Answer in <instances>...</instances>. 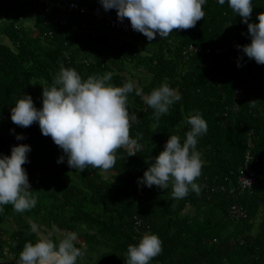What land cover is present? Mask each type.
<instances>
[{
    "label": "trees",
    "instance_id": "16d2710c",
    "mask_svg": "<svg viewBox=\"0 0 264 264\" xmlns=\"http://www.w3.org/2000/svg\"><path fill=\"white\" fill-rule=\"evenodd\" d=\"M62 1H76L89 11L67 13L46 0H0V155H10L14 145L30 146L23 167L37 200L24 213L3 206L0 223H22L9 240L0 227V251L7 245L19 258L26 242L41 238L32 230L36 224L51 230L56 243L74 233L85 252L77 264H125L128 245L148 232L163 242L150 264H264V64L249 59L241 47L216 53L234 40L249 44L247 24L227 0L224 5L206 0L205 17L194 28L149 41L97 18L93 10L103 7L100 0ZM260 12L264 0H253L249 22L258 23ZM190 44L202 51L187 58ZM61 64L84 79L110 72L117 86L132 80L144 96L167 83L181 99L157 120L134 89L128 106L139 122L132 123L131 136L139 134L141 151L127 156L121 148L113 169L80 172L69 167L66 156L57 163L64 153L38 122L24 128L11 121L10 109L22 95H31L42 108V86L52 85ZM251 100H257L256 107ZM197 112L207 122L196 145L204 161L200 194L189 191L173 199L171 184L167 190L138 184L170 135L183 142L190 130L186 118ZM17 134L24 139L17 140ZM247 156L259 174L240 194Z\"/></svg>",
    "mask_w": 264,
    "mask_h": 264
},
{
    "label": "clouds",
    "instance_id": "9594fccd",
    "mask_svg": "<svg viewBox=\"0 0 264 264\" xmlns=\"http://www.w3.org/2000/svg\"><path fill=\"white\" fill-rule=\"evenodd\" d=\"M100 3L106 11L115 9L120 21L127 18L133 30L153 41L157 34L167 38L174 30L194 28L205 17L206 0H100ZM218 3L224 5L225 0ZM227 4L247 24L251 37L249 44L238 47L249 59L264 64V12L257 14L258 23L249 22L253 0H227ZM237 66H241L239 60ZM111 80L110 72L84 79L75 68L61 64L52 85L42 86V108L35 106L31 95H22L10 109L11 121L24 128L38 122L41 133L50 136L64 153L57 163L63 162L66 156L72 169L83 172L91 167L107 172L116 165L119 149L123 148L127 156H134L142 148L139 134L137 138L131 136L132 123L139 120L129 111V93L135 89L137 96H143L157 120L181 99L167 83L144 96L132 80L122 86ZM256 101L249 103L256 107ZM186 123L190 130L183 142L178 135H170L164 149L150 163L143 177L138 178V184L166 190L171 184L173 199H183L189 191L200 194L197 180L202 175L204 161L196 145L198 137L207 132V122L197 112L189 115ZM16 139L24 137L17 134ZM30 151L29 145L18 144L12 146L10 155H0V212L9 204L17 213L36 206L37 200L23 167ZM32 230L36 231L35 226ZM76 243L74 233L65 234L58 243L48 237L38 238L35 243L26 242L18 264H77V259L85 252ZM162 246L158 235L145 233L137 244L128 245L125 264H150L162 252Z\"/></svg>",
    "mask_w": 264,
    "mask_h": 264
},
{
    "label": "built area",
    "instance_id": "2783aa9c",
    "mask_svg": "<svg viewBox=\"0 0 264 264\" xmlns=\"http://www.w3.org/2000/svg\"><path fill=\"white\" fill-rule=\"evenodd\" d=\"M46 3L49 5H61V7L64 9L62 11H67V13H71L72 11H79L81 13L83 12H88L89 9L85 6H80L76 1H62V0H46ZM93 13L97 18L99 19H104L106 20L107 24L111 26L114 29L121 30L127 34H135L136 36L138 35V31H135L132 29L130 21L125 18L123 21H120L117 17V13L112 12L111 10H105L103 7H97L93 10ZM160 38L159 34L156 35V38ZM238 42L236 40L232 41L230 46L222 47V48H217L216 53H230L233 50L238 49ZM202 51L199 48H197L194 44H190L189 47L185 50L184 54L187 56V58L193 53ZM211 51L210 48L206 50V52L209 54ZM230 55V54H229ZM230 58L234 59L235 56H230ZM241 93L240 90H237V96ZM237 108V107H236ZM249 159L250 156H247L245 168L241 170L239 179H238V191L244 192L246 189L250 188L257 180L259 172L257 169L252 168L249 166ZM250 181V182H249ZM235 188H232V192H237ZM0 264H4L2 261V257L0 254Z\"/></svg>",
    "mask_w": 264,
    "mask_h": 264
},
{
    "label": "crops",
    "instance_id": "0c3cea01",
    "mask_svg": "<svg viewBox=\"0 0 264 264\" xmlns=\"http://www.w3.org/2000/svg\"><path fill=\"white\" fill-rule=\"evenodd\" d=\"M102 29L107 30L108 28L102 27ZM110 31H112V30H110ZM123 37L128 38V36H126V35H124ZM16 229L17 228L12 229V231L10 233H8L6 228H4L3 230H5L6 235H2V238L4 240H9V237H11V233ZM0 254H1L2 261L4 262V264H18V262H19V258H17L15 256V253L13 251H11L7 245H5V247H4V252L2 253L0 251Z\"/></svg>",
    "mask_w": 264,
    "mask_h": 264
},
{
    "label": "rangeland",
    "instance_id": "374dc122",
    "mask_svg": "<svg viewBox=\"0 0 264 264\" xmlns=\"http://www.w3.org/2000/svg\"><path fill=\"white\" fill-rule=\"evenodd\" d=\"M31 222L34 223L33 220H31ZM21 223L22 222L10 223L9 221H5V222L0 223V227L6 228L7 232L10 233L12 231V229L18 228ZM34 225H35V228L41 237H48V238L52 239L53 234H52L51 230H49L47 227H43V226L38 227L36 224H34Z\"/></svg>",
    "mask_w": 264,
    "mask_h": 264
}]
</instances>
